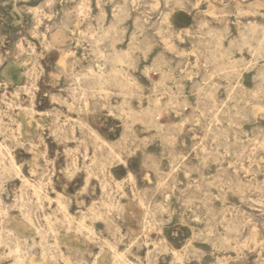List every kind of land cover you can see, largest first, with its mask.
I'll return each mask as SVG.
<instances>
[{
  "label": "rangeland",
  "instance_id": "obj_1",
  "mask_svg": "<svg viewBox=\"0 0 264 264\" xmlns=\"http://www.w3.org/2000/svg\"><path fill=\"white\" fill-rule=\"evenodd\" d=\"M0 61V264H264V0H0Z\"/></svg>",
  "mask_w": 264,
  "mask_h": 264
},
{
  "label": "bare ground",
  "instance_id": "obj_2",
  "mask_svg": "<svg viewBox=\"0 0 264 264\" xmlns=\"http://www.w3.org/2000/svg\"><path fill=\"white\" fill-rule=\"evenodd\" d=\"M0 62H1V61H0ZM201 78H202V77H201ZM19 87H20V86H19ZM23 88H24V86H23ZM19 89H20V88H19ZM21 89H22V88H21ZM16 90H17V88H16ZM16 90H15V91H16ZM204 99H205V98H204ZM204 133H205V132H204ZM58 197H60V196H58ZM58 197H57V199H58ZM240 197H241V196H240ZM60 199H61V197H60ZM60 199H59V200H60ZM57 203H59L58 200H57ZM59 204H60L59 206H61L62 202H60ZM62 208H64V207H62ZM65 208H66V207H65ZM65 210H66V209H65ZM145 221H146V220H145ZM81 224H82V223H81ZM158 230H159V229H158ZM157 232H158V231H157ZM114 252H115V250H114ZM115 254H116V253H115Z\"/></svg>",
  "mask_w": 264,
  "mask_h": 264
}]
</instances>
